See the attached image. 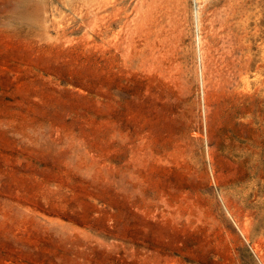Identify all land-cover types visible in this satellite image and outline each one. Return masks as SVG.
I'll return each instance as SVG.
<instances>
[{
  "label": "rangeland",
  "instance_id": "rangeland-1",
  "mask_svg": "<svg viewBox=\"0 0 264 264\" xmlns=\"http://www.w3.org/2000/svg\"><path fill=\"white\" fill-rule=\"evenodd\" d=\"M0 264H264V0H0Z\"/></svg>",
  "mask_w": 264,
  "mask_h": 264
}]
</instances>
